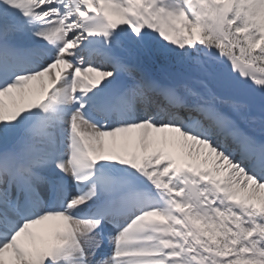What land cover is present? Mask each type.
Instances as JSON below:
<instances>
[{"label": "snow or ice", "instance_id": "obj_1", "mask_svg": "<svg viewBox=\"0 0 264 264\" xmlns=\"http://www.w3.org/2000/svg\"><path fill=\"white\" fill-rule=\"evenodd\" d=\"M0 264H264V0H0Z\"/></svg>", "mask_w": 264, "mask_h": 264}]
</instances>
